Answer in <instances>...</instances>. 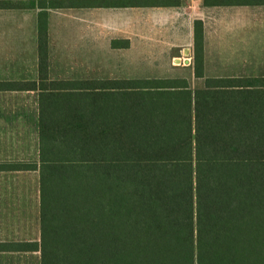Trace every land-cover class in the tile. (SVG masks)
I'll list each match as a JSON object with an SVG mask.
<instances>
[{"label":"trees","instance_id":"trees-1","mask_svg":"<svg viewBox=\"0 0 264 264\" xmlns=\"http://www.w3.org/2000/svg\"><path fill=\"white\" fill-rule=\"evenodd\" d=\"M39 89L40 264H264V76Z\"/></svg>","mask_w":264,"mask_h":264},{"label":"crops","instance_id":"crops-1","mask_svg":"<svg viewBox=\"0 0 264 264\" xmlns=\"http://www.w3.org/2000/svg\"><path fill=\"white\" fill-rule=\"evenodd\" d=\"M195 38L201 52H264V0H0V264H40L39 84L91 81L60 78L54 53L178 54Z\"/></svg>","mask_w":264,"mask_h":264},{"label":"rangeland","instance_id":"rangeland-1","mask_svg":"<svg viewBox=\"0 0 264 264\" xmlns=\"http://www.w3.org/2000/svg\"><path fill=\"white\" fill-rule=\"evenodd\" d=\"M193 53L55 52L53 65L55 70L65 68L60 78H186L192 90L203 86L205 78L264 76V52H203L201 78L193 73ZM24 259L19 264H37L32 257Z\"/></svg>","mask_w":264,"mask_h":264},{"label":"bare ground","instance_id":"bare-ground-1","mask_svg":"<svg viewBox=\"0 0 264 264\" xmlns=\"http://www.w3.org/2000/svg\"><path fill=\"white\" fill-rule=\"evenodd\" d=\"M176 60V59H175ZM179 60V59H178Z\"/></svg>","mask_w":264,"mask_h":264}]
</instances>
